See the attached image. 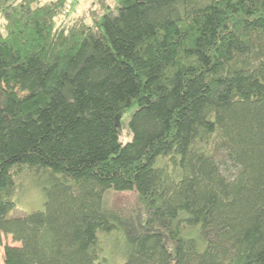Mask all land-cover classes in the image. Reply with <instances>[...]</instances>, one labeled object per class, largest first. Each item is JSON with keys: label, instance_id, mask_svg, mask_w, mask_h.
<instances>
[{"label": "trees", "instance_id": "1", "mask_svg": "<svg viewBox=\"0 0 264 264\" xmlns=\"http://www.w3.org/2000/svg\"><path fill=\"white\" fill-rule=\"evenodd\" d=\"M40 1L0 0L3 264H264V0Z\"/></svg>", "mask_w": 264, "mask_h": 264}, {"label": "rangeland", "instance_id": "2", "mask_svg": "<svg viewBox=\"0 0 264 264\" xmlns=\"http://www.w3.org/2000/svg\"><path fill=\"white\" fill-rule=\"evenodd\" d=\"M50 0H41L47 2ZM116 0H69V8L66 12L56 18L57 24H68L75 20H83L85 22L98 21L108 8L115 10ZM1 23V19H0ZM131 111H123L118 118L119 123V140L122 143L130 139V131L128 129V119ZM45 178H37L34 182H26L23 191L15 198V206L9 211L8 217H17L32 211L40 210L45 200L44 188L46 184ZM38 184V185H37ZM41 185V186H40ZM111 204L127 216H133L137 211L139 202L135 193H116L110 196ZM2 243L8 245H17L18 241L10 235H2ZM117 244L116 246H119ZM114 245L105 244L106 256L109 259L108 264H118L122 261V255L118 252V248ZM118 249V250H117ZM2 246L0 247V264H3Z\"/></svg>", "mask_w": 264, "mask_h": 264}]
</instances>
